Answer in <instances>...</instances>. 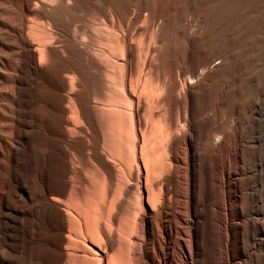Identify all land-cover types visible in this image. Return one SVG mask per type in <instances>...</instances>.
I'll list each match as a JSON object with an SVG mask.
<instances>
[{
    "label": "bare ground",
    "instance_id": "6f19581e",
    "mask_svg": "<svg viewBox=\"0 0 264 264\" xmlns=\"http://www.w3.org/2000/svg\"><path fill=\"white\" fill-rule=\"evenodd\" d=\"M72 77L89 90L73 95ZM109 78L134 108L132 264H264V0H0V264H68L55 197L110 173ZM144 142L157 147L140 159Z\"/></svg>",
    "mask_w": 264,
    "mask_h": 264
},
{
    "label": "rangeland",
    "instance_id": "374dc122",
    "mask_svg": "<svg viewBox=\"0 0 264 264\" xmlns=\"http://www.w3.org/2000/svg\"><path fill=\"white\" fill-rule=\"evenodd\" d=\"M83 8L85 7L80 6L71 11L70 18L74 22L73 24L86 23L91 19L87 9ZM186 10L191 11L190 5H186ZM218 23L219 21L215 16L210 17L208 20L209 29L216 27ZM95 27L98 30L101 27L104 28V31L106 30L105 26H99L98 24ZM98 47H100V51L101 46ZM103 52V48L102 51L98 52L102 55H99L100 59H103L104 63L109 61L110 63H108L111 64L113 56L110 57V55ZM103 55L105 58H103ZM118 56L115 57L122 59L120 54ZM108 58L110 59L108 60ZM109 64L107 65V73L115 72ZM72 79L73 83L70 85V90L73 95L86 93L89 90L86 82L82 83V87H78L75 79L73 77ZM113 83L114 81L111 80L108 82L110 86H108L109 91L106 92V98L109 101L106 100V102L104 100V103L98 104L100 113L102 111V114H99L101 122L100 153L110 173H104L99 179L97 178L98 174L96 176V172H89L90 174L88 173V177H86L87 181H90L89 184L88 182L87 184L86 182L80 184L73 177L71 193L55 197L60 203V207L64 210L67 219L65 230L66 244L63 247L69 255L68 264H132L136 259V261L141 262L139 256L138 258L137 256L133 257L134 253L139 255L137 251L142 246L141 238L138 240L140 236L138 233L136 234L137 229L134 228L139 226L143 218V211H140L141 207L139 205L141 204L138 196L139 192L132 174L135 169L131 131V119L134 108L122 100L121 90L115 91ZM139 91L137 90L138 94L135 93L134 95H140L141 91ZM66 106L69 110V119L75 126L79 125L78 127L84 128L87 134L83 138L88 144H91L89 130L77 119L78 110L73 101V96ZM107 117L112 118V121ZM73 138L78 139L77 136H73ZM77 141L74 142V146L77 145ZM156 147L157 144L155 142L141 143L139 158L141 159L146 149H154ZM60 151H69L72 155L71 166L74 169H81L79 159L68 145L62 144ZM90 154L88 153V155ZM91 167L87 168L91 169ZM85 172L87 174V171ZM99 230H101V233Z\"/></svg>",
    "mask_w": 264,
    "mask_h": 264
}]
</instances>
